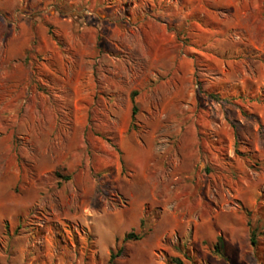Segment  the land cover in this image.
Here are the masks:
<instances>
[{"label":"rangeland","instance_id":"374dc122","mask_svg":"<svg viewBox=\"0 0 264 264\" xmlns=\"http://www.w3.org/2000/svg\"><path fill=\"white\" fill-rule=\"evenodd\" d=\"M0 264H264V0H0Z\"/></svg>","mask_w":264,"mask_h":264},{"label":"trees","instance_id":"16d2710c","mask_svg":"<svg viewBox=\"0 0 264 264\" xmlns=\"http://www.w3.org/2000/svg\"><path fill=\"white\" fill-rule=\"evenodd\" d=\"M137 94H138V91H133V92H132V97H133V99L135 98V96H136ZM137 110H138V109H137V106L135 105V106H134V109H133V119L135 118V115H136V113H137ZM135 237L138 238V236L135 235L134 233H129V234L126 236L127 239H128V238H135ZM251 240H252V244H253L254 246H256V245L258 244V242H257V234H256L255 232L253 233ZM214 248H215L214 251H215L216 253H218V254H220V255H225V240H224V237H223V236H219V237H218L217 242H216V245H215ZM122 252H123V250L120 249V250L118 251V253H112V259H114V258H116L117 256L121 255Z\"/></svg>","mask_w":264,"mask_h":264}]
</instances>
